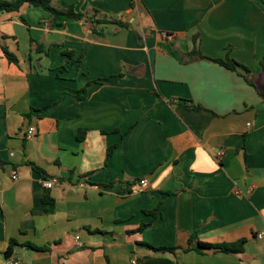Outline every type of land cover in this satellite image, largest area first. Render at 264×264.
Returning a JSON list of instances; mask_svg holds the SVG:
<instances>
[{
  "label": "crops",
  "instance_id": "crops-1",
  "mask_svg": "<svg viewBox=\"0 0 264 264\" xmlns=\"http://www.w3.org/2000/svg\"><path fill=\"white\" fill-rule=\"evenodd\" d=\"M75 3L0 14V264H264V0Z\"/></svg>",
  "mask_w": 264,
  "mask_h": 264
},
{
  "label": "trees",
  "instance_id": "trees-1",
  "mask_svg": "<svg viewBox=\"0 0 264 264\" xmlns=\"http://www.w3.org/2000/svg\"><path fill=\"white\" fill-rule=\"evenodd\" d=\"M54 1L55 0H0V14L1 13L19 12L26 5L31 6V7H35V8H41V9H43V10H45L51 14V27L52 28L62 27L70 20L83 21L84 23H86L88 25L89 30L92 33L98 34V35H102V33L98 32L96 30V25L101 24V23H105V24L109 23V21L90 18L85 13L77 12L76 11V4L77 3L73 4L68 9H58V8H55L53 6ZM79 1L80 0H77V2H79ZM23 21L25 22V19H23ZM117 24L122 26V27H125V28L129 27V25L123 24L122 22H118ZM3 39L4 38L0 36V46L4 52L5 57L12 64H16V65L19 64V60H18L17 56L15 54L11 53L3 45V43H2ZM41 49H43L42 45H38L37 50L41 51ZM189 56L194 60L200 59V60H209V61L215 62V63L225 67L226 69H228L230 71L236 72V73L240 74L247 81L248 84H250L251 86H253L254 88L257 89V87L254 85V83L250 80V77H249V76H251V70L249 68L239 64L238 62H236L235 60H233L229 57L224 59V60L223 59H210L208 57H205L199 51V49L197 47L194 48V50L189 54ZM86 93H87V90L81 91L80 92V99H84L86 97ZM259 93H260V95L264 96V90L263 91L259 90ZM33 167L38 172H43L40 168H38L36 166H33ZM158 208L154 211H151V212H149V211L145 212L147 216L151 217V221L148 223H143L136 231H133L134 234L142 233L146 229L153 226L155 220L157 219L156 212L158 211ZM194 244H197L196 248L199 251L204 250V249H214V250L221 251V252L228 253V254H241L244 252L245 246L247 244V240H241V241H238V242L232 243V244L210 245V244H206V243H202V242L198 241L197 237L194 235L189 240V247H188V249H186V251L191 250V248L193 247ZM16 246H18V243L15 240H12L10 242V246H9V248L5 254L7 258L12 257V255L14 254V248ZM27 246L33 250H36V251H42V252L48 251V248H40L37 246H33L31 244L27 245ZM146 246L151 250H154L156 252H162V253H174L177 249H179V248H167V247L155 248V247L150 246V245H146Z\"/></svg>",
  "mask_w": 264,
  "mask_h": 264
},
{
  "label": "built area",
  "instance_id": "built-area-1",
  "mask_svg": "<svg viewBox=\"0 0 264 264\" xmlns=\"http://www.w3.org/2000/svg\"><path fill=\"white\" fill-rule=\"evenodd\" d=\"M35 132H36V128L35 127H30L29 128V133H30V135H33V134H35ZM223 155V153H218V156H222ZM13 179L14 180H16V179H18V177H17V175H14L13 176ZM56 184H58V180L57 179H52V180H46L45 182H44V186L46 187V188H48V189H52ZM139 186H140V189L141 190H144V189H146L147 187H148V180H146V179H142L140 182H139ZM138 191L137 190H135V193H137ZM239 194V193H238ZM258 238L259 239H263L264 238V233L263 234H260V235H258ZM79 237H76V243H77V245L79 246V247H81L82 246V243L79 241ZM13 264H19V263H13ZM134 264H137V263H134Z\"/></svg>",
  "mask_w": 264,
  "mask_h": 264
}]
</instances>
